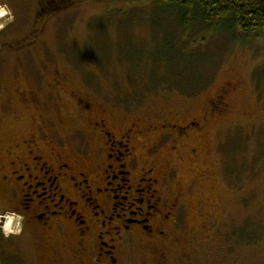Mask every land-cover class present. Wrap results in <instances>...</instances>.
I'll use <instances>...</instances> for the list:
<instances>
[{
	"label": "flooded vegetation",
	"instance_id": "1",
	"mask_svg": "<svg viewBox=\"0 0 264 264\" xmlns=\"http://www.w3.org/2000/svg\"><path fill=\"white\" fill-rule=\"evenodd\" d=\"M37 2L30 18L0 5V123L28 117L9 132L0 127V264H27L17 263L27 240L39 264H125L138 244L167 264L189 243L187 197L204 176L211 121L224 120L237 87L226 84L196 117L120 118L70 89L58 69L50 80L42 74L44 35L80 2ZM186 162L185 196L178 169Z\"/></svg>",
	"mask_w": 264,
	"mask_h": 264
},
{
	"label": "rangeland",
	"instance_id": "2",
	"mask_svg": "<svg viewBox=\"0 0 264 264\" xmlns=\"http://www.w3.org/2000/svg\"><path fill=\"white\" fill-rule=\"evenodd\" d=\"M8 1L13 13L27 18L38 3L0 0L5 11ZM78 2L44 35L47 57L43 63L48 67H43L42 74L50 80L58 69L70 89L91 94L93 102L113 107L118 117L142 118L149 112L196 117L225 84L236 85L224 120L211 121L208 151L201 157L204 176L187 197L189 243L181 253H171L167 264H264V37L247 43L240 40L242 44L209 36V46L203 47L199 35L183 34L191 40H176L175 49L180 45L188 57L200 56L198 73L190 68L192 59L188 58L184 76L204 80L189 95L152 81L158 67L153 60L170 52L163 36L178 32L176 16L159 11L151 0ZM204 48L210 50L206 55H202ZM175 54L173 50L171 55ZM1 111L5 112L0 110V117ZM13 120L4 117L0 127L9 132L25 125L28 117L15 114ZM178 173L184 177L186 196L190 183L187 162L180 164ZM17 252V263L39 264L31 240L18 244ZM125 264L160 263L144 244H138L128 251Z\"/></svg>",
	"mask_w": 264,
	"mask_h": 264
},
{
	"label": "trees",
	"instance_id": "3",
	"mask_svg": "<svg viewBox=\"0 0 264 264\" xmlns=\"http://www.w3.org/2000/svg\"><path fill=\"white\" fill-rule=\"evenodd\" d=\"M151 1L159 11L176 16L178 22V32L174 30L171 33L174 40L163 34L164 42L169 46V55L160 53V57L153 60L154 66L158 65V67L152 73L155 78L152 81L163 82L165 85L170 86V89L181 90L183 93L192 95L194 94L192 91L204 84V80L201 82V80L189 79L184 76L186 72L185 64H187L188 58L192 59L190 68L198 73L197 59L200 56L190 55L188 57L182 52L186 51L185 47H180V45L179 49H175L173 43L176 40L181 43L185 40H191L187 37L184 38L183 34H186V36L188 33L199 35L203 47L209 46L207 44L209 36L227 37L239 43H242L240 40L247 43L264 37V0ZM173 50L176 51L174 56L171 55ZM209 52L208 48H204L202 55ZM194 56L195 58H192ZM182 87H186V90L183 91Z\"/></svg>",
	"mask_w": 264,
	"mask_h": 264
},
{
	"label": "bare ground",
	"instance_id": "4",
	"mask_svg": "<svg viewBox=\"0 0 264 264\" xmlns=\"http://www.w3.org/2000/svg\"><path fill=\"white\" fill-rule=\"evenodd\" d=\"M1 13H4V12H1ZM0 17H4V16H3V14H2V15H0Z\"/></svg>",
	"mask_w": 264,
	"mask_h": 264
},
{
	"label": "clouds",
	"instance_id": "5",
	"mask_svg": "<svg viewBox=\"0 0 264 264\" xmlns=\"http://www.w3.org/2000/svg\"><path fill=\"white\" fill-rule=\"evenodd\" d=\"M2 14H4V13H0V15H2Z\"/></svg>",
	"mask_w": 264,
	"mask_h": 264
}]
</instances>
